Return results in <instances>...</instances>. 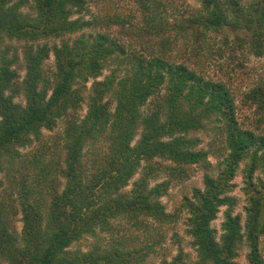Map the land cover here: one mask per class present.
<instances>
[{
    "label": "trees",
    "instance_id": "1",
    "mask_svg": "<svg viewBox=\"0 0 264 264\" xmlns=\"http://www.w3.org/2000/svg\"><path fill=\"white\" fill-rule=\"evenodd\" d=\"M198 1L199 11L173 19L171 0H135L142 19L134 29L147 39L139 51L102 22L98 28L95 21L75 17L88 10V0H0L3 45L6 38L29 43L62 38L53 48L25 47L23 80L14 69L17 54L10 57V48L0 46V173L14 169V183L17 174L22 177L16 198H0V264H143L164 243L158 227L178 219L162 202L171 180L152 181L163 174L184 179L190 165L211 167L210 153L196 150L199 142L187 137L210 121L222 125L229 153L217 177L206 174L204 189H194L183 203L198 264H239L244 247L248 264H264V134L240 125L236 99L225 83L209 80L172 54L179 38L206 42L209 33L230 31L238 48L264 58V0ZM126 21L135 24L109 15L106 27ZM51 52L55 69L49 73L44 63ZM106 69L111 73L99 80ZM21 96L24 104L16 100ZM246 99L264 111V80ZM84 105L87 114L80 118ZM60 119L63 159L48 157L49 148L20 153ZM140 129L141 139L133 144ZM156 159L172 164L163 167ZM242 164L244 223L230 195ZM139 171L142 176L128 190ZM32 172L35 177H29ZM222 207L227 211L219 236L212 223ZM18 214L20 233L14 227ZM145 220L147 244L118 237L121 224L140 229ZM90 239L87 250L74 248ZM179 240L175 237L176 244ZM162 264H187V254L181 249Z\"/></svg>",
    "mask_w": 264,
    "mask_h": 264
},
{
    "label": "rangeland",
    "instance_id": "2",
    "mask_svg": "<svg viewBox=\"0 0 264 264\" xmlns=\"http://www.w3.org/2000/svg\"><path fill=\"white\" fill-rule=\"evenodd\" d=\"M174 2L175 9L170 8L171 12L169 15L175 19L178 15H190L199 11L201 3L198 0H171ZM24 12L31 13V9L26 8ZM142 10L135 4V0H88V10L82 15H75V17L83 16L86 20L95 21L98 25L102 22V26L107 28L109 32L115 35L123 43L134 46L139 51L140 45L146 43L147 39L140 38L135 32V25L142 19ZM118 14L125 19L134 21L135 24L126 21V25H113L107 26L109 15ZM107 19V20H106ZM98 25V28H102ZM226 35L228 37L226 38ZM236 35L230 31L222 33H209L207 35L206 42L191 40L187 38H179L178 46L174 49L172 54L181 61H187L189 65L201 71L202 74L209 80L221 81L225 83L232 91L234 98L236 99V107L238 113V120L240 125L245 129L256 130L257 133L264 134V111H258L255 106L247 102L246 95L258 84L264 80V58H258L254 55L249 54L245 49L238 48V44L235 41ZM77 37L76 35L70 36L71 39ZM227 39V40H226ZM62 38L47 39L41 42L29 43L26 41L6 38L5 45L0 42L1 47L10 48V57L13 54H17L19 62L15 65L14 69L20 74L21 80H23L27 74V67L25 62V47L26 46H41L48 44L49 47L53 48L55 45H59ZM228 41V42H227ZM227 42V45H226ZM196 53H198L196 55ZM113 64V63H112ZM112 66H115L114 64ZM44 69L49 73L55 69V56L51 52L49 58L44 63ZM112 69V68H110ZM106 69L99 80H103L107 77L111 70ZM93 81L90 80L88 88L91 87ZM18 102L25 103L23 96L16 99ZM112 107L115 106V102L110 100ZM150 106V103H149ZM147 107V106H146ZM87 114V106L79 111L80 118H84ZM222 125L216 121L208 122L206 127L202 130L188 134L189 139H195L198 141V145L195 148L198 151L205 150L210 153L209 161L211 167L206 168L200 164L190 165L185 167L186 177L172 179L170 174H163L156 181H152V185L161 183L164 180H171V185L167 193L162 197V202L166 206L169 213L177 214L178 219L175 224L166 225L165 227H158L157 224L149 220L152 226L158 227V230L164 233L165 240L162 246H157L158 253L149 256L143 264H162V260L167 259L171 261L182 249L187 254V264H198V253L196 248L192 245L193 239L187 233V218L188 214L183 209V203L187 198L193 196L194 189H204L205 176L210 174L211 176L217 177L221 169H223V159L225 155H228L225 148V134L221 130ZM64 122L62 119L58 120L57 125L53 130L43 129L42 138L35 140L31 146L19 149L23 156L37 153L38 150L44 149L48 153V148L51 149V153H48V157L62 158L64 156L63 145L64 141L62 137L64 135ZM140 129L139 134L136 136L133 144H136L141 139ZM224 153V154H223ZM156 161L162 163L163 167L172 164V161L164 159H156ZM245 165L242 164L240 171L233 180L235 184L234 190L230 193L231 196L237 199V205L234 209V214H241L243 216V223L246 219L245 208L247 206V196L244 191L245 182L243 169ZM14 169H8L0 173V179L2 181V187H0V198L12 196L16 198L15 186L18 187L17 182H20L22 177L17 174L15 177V183L13 182ZM35 172H32L31 176L35 177ZM142 176V172L139 171L130 182V186L127 188L130 190L136 180ZM66 181L61 179L60 188L63 190ZM36 186V185H35ZM14 192H13V191ZM227 207H222L218 214V217L213 221L212 226L218 231V235L223 234L222 224L225 220ZM22 215L18 214L15 217L14 227L15 230L20 233L23 228L21 221ZM154 224V225H153ZM120 225V224H118ZM133 225L121 224L119 226L118 237H124L126 240L129 237H136L138 239V245L143 246L150 241L149 233L147 232V224L142 222L140 225L142 228H133ZM179 237V242L176 244L175 237ZM158 237V236H157ZM90 239L84 242L82 245H75L74 248H82L87 250L91 244ZM264 245V239H263ZM248 249L246 247L241 251L240 257L238 258L239 264H248L247 260Z\"/></svg>",
    "mask_w": 264,
    "mask_h": 264
}]
</instances>
